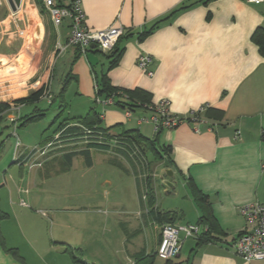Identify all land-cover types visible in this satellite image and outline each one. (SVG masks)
<instances>
[{"label":"crops","instance_id":"0c3cea01","mask_svg":"<svg viewBox=\"0 0 264 264\" xmlns=\"http://www.w3.org/2000/svg\"><path fill=\"white\" fill-rule=\"evenodd\" d=\"M71 1L56 0V3L68 7ZM81 4L90 31L112 26L129 31L118 44L120 59L115 66H110V53L92 48L81 54L78 48L67 47L69 19L57 27L39 0H21L16 12L7 1L0 3V103L9 105L0 125L9 121L11 126L20 127L23 117L36 112L43 115L41 120L48 111L39 108L44 102L50 107L59 103L57 110L63 114L68 111V118L61 123L69 125L76 124L94 109L101 117V127L110 134L123 136L127 131L138 132L154 140L160 150L168 149L169 154L163 153L156 160L150 151L137 149L135 158L128 151L131 159L127 160L115 149L89 150L90 169L95 166V154L110 156L120 167L125 164V170L134 177L138 198L137 204L125 201L124 197L111 199L106 187L102 196L90 195V204L78 208L80 211L92 214L97 210L106 216L126 217L120 223L123 237L118 242H113V231L106 230L104 241L90 250L84 245L92 237L91 229L85 230L83 236L55 233L47 240L45 231L29 221V216L35 215L27 211L39 196L37 192L33 197L35 192L31 189L44 187V178L51 174L47 170L52 167L54 172H60L57 166L61 156L86 150L88 143L85 140L73 144L72 139L53 147L44 157L33 153L29 157L30 146L20 140L19 148L15 144L14 167L9 172L16 167L23 171L28 167L31 171L22 174L14 185L7 181L5 170L4 181L0 182V264H52L51 260H55L52 254L64 258V264H74L69 249L86 264H112L108 252L113 247L121 255L122 264H135L141 255H154L153 264H156L158 259L162 260L156 256L161 229L168 222L156 220L150 212L167 215L174 224L200 225L202 209L194 199L191 183L210 199L218 223L215 232L218 241L198 245V239L187 238L177 257H181L187 244L185 261L162 260L164 264H264V260L244 261L230 246L247 226L240 209L253 203L264 207V3L81 0ZM144 31L150 32L139 40ZM142 54L153 58L152 77L138 67ZM104 76L118 93L142 90L148 93L152 104L168 100L170 112L180 117H190L192 112L205 108L199 113L202 122L191 120L156 134L150 123L142 121L150 115L145 108L135 110L129 117L127 111L114 103L103 104L105 94L99 96L97 92L102 88ZM39 91L43 95L38 101L33 104L23 101ZM60 131L59 125L50 139ZM4 145L6 141L0 144V153ZM68 146L80 147L69 149ZM77 157L83 156L72 159L70 170ZM32 163H41L42 169L32 171L29 166ZM167 170L174 173L172 179H168ZM166 180L176 181L174 190L164 186ZM108 183L111 182H104ZM150 191L155 197L153 204L149 203ZM132 204L138 206L136 211L130 209ZM148 229L151 234H147ZM109 234L115 246H110Z\"/></svg>","mask_w":264,"mask_h":264},{"label":"rangeland","instance_id":"374dc122","mask_svg":"<svg viewBox=\"0 0 264 264\" xmlns=\"http://www.w3.org/2000/svg\"><path fill=\"white\" fill-rule=\"evenodd\" d=\"M5 2L6 0H0V3L4 4ZM39 2L41 4L43 3L42 0H39ZM60 67L61 62L58 64L56 69L57 81L60 80ZM69 97L71 96H67V98ZM58 104L59 103H55L52 107H50L47 102L40 104L39 108L42 110H48L45 111L47 112L45 113V117L23 127H19V125L15 127L11 126L9 121L6 124L3 123L0 125V132H3V135L0 136V144L3 141H6V145L2 147L0 153V182L4 181L5 170L8 171L6 178L7 181L13 183L14 185L17 181H19L22 174L25 175L27 172L31 171L27 169L28 167L26 169L24 168V171L22 168L16 167L13 172H9V169L14 167L12 165V157L14 156L16 144L14 133H16L19 139L22 140L21 142L23 145L30 146L29 151L41 146L45 147L44 141L51 140L50 138L55 135V131L61 122L69 116L68 111L63 114L57 110ZM24 113L25 111L23 114ZM83 141H85V139L79 137L74 139L71 143L76 144ZM57 146H60V144ZM79 147L80 146H68L67 148L75 149ZM51 149L52 148H49V150ZM136 149H138V147L133 144L131 146V150L133 152L130 153L133 158H135V154H137ZM103 158V155L95 154V166L90 169L88 168L84 157H77L71 170L67 167V165H65L63 160L61 161V158L60 164L57 166L60 172L56 173L53 171V168L50 167L47 172H51V174L44 178L46 181L44 187L31 189L35 192L32 193L33 197L36 196L37 192L39 196L36 200L37 202L34 199V203L32 202L29 204L30 207H28L27 211H30L35 215V217L29 216V221L35 227L45 231V238L47 240L55 233H80L83 236L85 230L91 229L92 237L90 238L89 243L84 245V248L90 249L91 246L98 245L101 240L104 241V235L107 232L106 230L113 231L114 243L118 242L119 238L123 237V227L120 223L124 222L123 219L126 218L125 216H106L105 214L98 213L97 210L93 209V213L91 214L90 212H84L80 211L81 209H78L90 204L91 194L96 197L102 196L104 194L103 187H106L111 199L117 200L119 197H124L125 201L128 200L130 203H138L134 177L130 171L125 170L127 169L126 165L124 164L125 167L116 165L114 161L110 160V156L108 155H106L104 159ZM128 158L124 156V159L129 160ZM57 168H54L55 171ZM31 169L32 171H39L42 169V166H33ZM106 180H109L111 183L104 184ZM145 201L148 203L147 200ZM135 204L130 205V209L132 211H136L138 209V206ZM148 233L151 234L150 229H148L147 234ZM85 239H88V234H85ZM109 239L110 246H115L111 242V234H109ZM114 250L118 253L117 248L115 247L108 252L110 259L112 260V264H122V261L120 262L119 260L121 259V255H118ZM188 251L189 247L186 244L183 252L181 253V257L175 258V260L181 262L185 261L184 259L187 258ZM51 256L55 257V260H51L52 264H56L55 262L58 264H64V258L58 259L55 254H52ZM66 259L68 260V258L65 257V260ZM47 261H49V258ZM69 263L72 264L71 262ZM156 264H164V262L158 259Z\"/></svg>","mask_w":264,"mask_h":264},{"label":"built area","instance_id":"2783aa9c","mask_svg":"<svg viewBox=\"0 0 264 264\" xmlns=\"http://www.w3.org/2000/svg\"><path fill=\"white\" fill-rule=\"evenodd\" d=\"M249 4L260 5L264 3V0H242ZM45 8L49 11L53 23L58 27L65 19L70 21V34L67 40V47H76L81 54H86L95 46V49L104 54L111 53L118 41L128 34V30L122 26H112L102 31H90L86 24V15L82 8L81 0H72L68 7H60L57 5L56 0H43ZM153 58L149 54H142L138 59V67L147 76L152 77L154 72L150 69L153 64ZM114 103L113 98L106 99L104 105H112ZM170 103L168 100H162L156 104H146L143 106L150 112V115L146 119H142L143 122L150 123L154 132L157 134L160 131L172 130L181 125L182 123L194 120L196 123L202 122L199 113L203 112L205 108L199 112H192L190 117H180L174 115L169 110ZM132 112L127 111V115L130 117ZM87 136L83 139L86 142L91 139V132H86ZM16 137V148L21 146L19 137L14 133ZM90 135V136H89ZM100 143L106 140L104 136H97ZM59 135H57L53 141L49 142L45 147H38L31 151L29 157L34 155L46 156L49 148H53L58 144ZM30 168L33 166L41 167V163L29 164ZM22 205H25L22 202ZM241 215L244 217L247 226L244 231L235 239L231 244L233 252L241 257L246 262L254 260H264V207L259 203H253L243 206L241 209ZM203 231H207V228H203L200 225H178V224H165L161 229V241L157 249V256L163 261H172L177 258L181 252L182 245L187 238L199 239ZM183 238H182V236Z\"/></svg>","mask_w":264,"mask_h":264},{"label":"trees","instance_id":"16d2710c","mask_svg":"<svg viewBox=\"0 0 264 264\" xmlns=\"http://www.w3.org/2000/svg\"><path fill=\"white\" fill-rule=\"evenodd\" d=\"M44 6V5H43ZM45 8V7H44ZM150 32V31H149ZM149 32H143L139 36V40H142L145 34ZM127 36V35H126ZM124 36V37H126ZM122 37V38H124ZM121 38V39H122ZM120 39V40H121ZM118 41V44L120 42ZM118 44L114 48V50L110 53L112 54L110 58L112 59L110 66H115L119 59H120V51L117 49ZM264 45V44H262ZM262 49H264V46H262ZM68 79L65 82V85L60 93V97L64 94V91L67 86ZM102 88L98 89V95L101 96L105 94V98H113L114 106H117L119 108H122L125 111L134 112L137 109L143 108L144 105L151 103L150 97L147 92L142 90H135V91H126L124 93H118L116 89H113L110 87L109 80L106 76L102 78L101 81ZM43 95V91L32 93L29 97L23 99V101L31 102L32 104L35 101H38V99ZM9 109V105L6 103H0V120H4L3 116L5 112ZM43 115H41L40 112L32 113L30 116L23 117L22 124L20 127H23L29 123H34L37 120H39ZM101 117L100 115L92 109L90 113L82 118L79 119L76 124L69 125L67 122H63L60 124L61 131L58 134L59 140L58 144L64 143L65 141L74 140L77 138H83L84 136H87V131L91 132V139H89L88 146L86 150H80V151H71L68 153H65L61 156V161L63 160L65 165L67 167L70 166L72 159L76 156H83L86 159V164L91 165L90 161V149L91 148H97V149H115L118 153L122 154L125 157L128 156V151H131V146L134 144L138 147V149L142 150H148L152 153L154 158L156 160H159L163 153H168L169 150L165 148L159 149L157 147L154 140H149L144 137H142L138 132L134 131H127L123 133L126 137L123 136H115L109 133V130L101 127ZM104 136L108 141L112 140L115 142H107L104 140V142L100 143L98 141L97 136ZM53 141V139L51 140ZM50 141V142H51ZM49 143V142H48ZM48 143H44V146ZM43 147V146H42ZM137 151V149H136ZM194 199L198 206L202 209V215L200 219V226L203 228H207V231H203L202 235L198 239V245H201L202 243H209V242H216L218 241L217 237L215 236V232H217L218 229V223L216 219L214 218L211 210V202L207 195H204L195 185L194 183H191L190 185ZM151 190V189H150ZM155 200L153 191H150L149 194V203L153 204ZM151 215H153V218L156 220H162L161 222H168L166 224H173V218H167V215H161L159 213H154L153 210L150 212ZM175 218V216H173ZM69 253L71 254V258L74 262V264H86L82 259H80L78 256H75V254L69 249ZM157 256V254H156ZM155 256H146L141 255L138 257L135 261V264H153ZM170 262V261H167Z\"/></svg>","mask_w":264,"mask_h":264},{"label":"water","instance_id":"95a60500","mask_svg":"<svg viewBox=\"0 0 264 264\" xmlns=\"http://www.w3.org/2000/svg\"><path fill=\"white\" fill-rule=\"evenodd\" d=\"M6 1L10 5L13 12H16L21 6V0H6ZM92 48H95V46L93 45ZM166 175L168 179H172L174 176V173L171 170H167ZM164 186H166L170 190H174L176 186V181L166 180L164 181Z\"/></svg>","mask_w":264,"mask_h":264}]
</instances>
